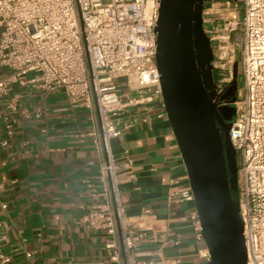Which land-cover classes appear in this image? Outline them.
<instances>
[{
    "label": "built area",
    "instance_id": "obj_1",
    "mask_svg": "<svg viewBox=\"0 0 264 264\" xmlns=\"http://www.w3.org/2000/svg\"><path fill=\"white\" fill-rule=\"evenodd\" d=\"M240 5L238 22L223 24L228 32L239 30L235 44L242 82L228 129L237 157L233 201L242 224L245 264H264V0H240ZM158 15L159 0H0V67L5 69L0 98L7 97L9 112L27 113L17 106L16 95L9 96L14 85L46 92L62 88L71 100L94 104L97 132L90 135L103 155L100 190L87 194L91 201L80 223L104 231L102 247L115 264H162L142 259L139 243H178L165 231L147 234L126 217L120 184L132 177V160L126 150L115 160L110 148V140L129 126L121 122L120 111L160 97L153 32ZM119 77L133 97L118 91ZM11 121L4 125L7 134ZM178 181L168 180L167 204L192 202L190 186ZM149 212L143 209L142 214L149 217ZM189 218L196 239L202 240L196 212ZM200 256L208 261L205 249ZM0 264H9V258L0 254Z\"/></svg>",
    "mask_w": 264,
    "mask_h": 264
},
{
    "label": "crops",
    "instance_id": "obj_2",
    "mask_svg": "<svg viewBox=\"0 0 264 264\" xmlns=\"http://www.w3.org/2000/svg\"><path fill=\"white\" fill-rule=\"evenodd\" d=\"M4 73L0 67V76ZM122 84L118 91L133 97ZM12 95L27 113L9 112L7 97L0 98V254L9 264H115L102 247L104 231L80 223L91 201L87 194L100 190L103 155L90 135L97 132L94 104L71 100L62 88L46 92L29 84L14 85ZM119 117L129 126L110 140V148L115 160L123 150L132 160V177L120 184L125 215L147 234L165 231L178 240L161 245L145 239L138 245L141 258L207 264L189 218L193 202H165L170 178H179L180 186L188 183L161 98L126 105ZM7 120H12L8 134Z\"/></svg>",
    "mask_w": 264,
    "mask_h": 264
},
{
    "label": "water",
    "instance_id": "obj_3",
    "mask_svg": "<svg viewBox=\"0 0 264 264\" xmlns=\"http://www.w3.org/2000/svg\"><path fill=\"white\" fill-rule=\"evenodd\" d=\"M201 9V0H159L153 32L160 97L191 189L207 264H245L242 224L230 195L236 192L235 151L228 140L235 97L225 106V123L208 92L214 87L213 55ZM236 72L234 63L230 90Z\"/></svg>",
    "mask_w": 264,
    "mask_h": 264
},
{
    "label": "rangeland",
    "instance_id": "obj_4",
    "mask_svg": "<svg viewBox=\"0 0 264 264\" xmlns=\"http://www.w3.org/2000/svg\"><path fill=\"white\" fill-rule=\"evenodd\" d=\"M101 1L106 2L107 0ZM240 16V0H211L202 15L204 19L203 28L207 30L205 34H208L207 36L210 38L209 42L213 54L211 64L215 71V82L220 86L230 81L232 67L236 63V89L238 96L242 87L239 68L240 55L238 46L235 44L239 30L236 28V30L228 32L223 28V24L225 21L238 22ZM123 81L124 77H119L115 80L117 83H122ZM235 161H237V157H235Z\"/></svg>",
    "mask_w": 264,
    "mask_h": 264
},
{
    "label": "flooded vegetation",
    "instance_id": "obj_5",
    "mask_svg": "<svg viewBox=\"0 0 264 264\" xmlns=\"http://www.w3.org/2000/svg\"><path fill=\"white\" fill-rule=\"evenodd\" d=\"M210 1L211 0H209V2H207L205 0H201V6H202V9H201V27H202V29H203L202 15H203L204 9L210 3ZM196 2L198 3V2H200V0H196ZM209 45H210V43H209ZM211 62L212 61H210L209 63L211 64ZM214 72H215L214 67L212 65V67L210 69V73H211V80H212V83L214 84V87H213V89L209 88L208 92L210 93V96H211V103H213L215 108H217L221 111V118H223V121L226 123L225 117L227 116V109L225 106L229 105L227 103L226 99L228 96L229 97L231 96L232 91L228 88L229 87V81L227 83H225L226 85L222 84L219 86L218 84H216ZM235 163H236V161H235Z\"/></svg>",
    "mask_w": 264,
    "mask_h": 264
},
{
    "label": "trees",
    "instance_id": "obj_6",
    "mask_svg": "<svg viewBox=\"0 0 264 264\" xmlns=\"http://www.w3.org/2000/svg\"><path fill=\"white\" fill-rule=\"evenodd\" d=\"M236 68H237V66H236ZM237 73V72H236ZM226 85V84H225ZM226 87V86H225ZM224 87V88H225ZM223 88V89H224ZM232 91V94H231V96H233V97H235V100L238 98L237 96H238V94H237V89H236V83H235V88L233 89V90H231ZM230 96V97H231ZM229 96L227 97V99H226V101H228V99L230 98ZM230 195H231V198H232V200L234 199V196H235V194H234V192H230Z\"/></svg>",
    "mask_w": 264,
    "mask_h": 264
}]
</instances>
